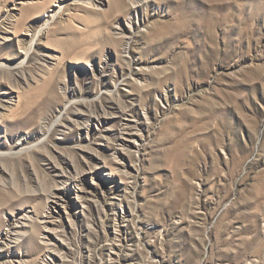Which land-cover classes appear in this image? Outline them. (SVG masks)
I'll return each instance as SVG.
<instances>
[{
  "label": "rangeland",
  "instance_id": "rangeland-1",
  "mask_svg": "<svg viewBox=\"0 0 264 264\" xmlns=\"http://www.w3.org/2000/svg\"><path fill=\"white\" fill-rule=\"evenodd\" d=\"M90 1L0 0V264H264V0Z\"/></svg>",
  "mask_w": 264,
  "mask_h": 264
},
{
  "label": "bare ground",
  "instance_id": "bare-ground-1",
  "mask_svg": "<svg viewBox=\"0 0 264 264\" xmlns=\"http://www.w3.org/2000/svg\"><path fill=\"white\" fill-rule=\"evenodd\" d=\"M112 1V0H111ZM90 6H92V7H94V8H96V7H98V5H97V3L96 2H94V1H90L89 3H88ZM135 4V3H134ZM137 4V3H136ZM121 111H122V113H125L126 112V110L125 109H120ZM120 111V112H121ZM124 115V114H123ZM127 116V115H126ZM126 125H128V124H126ZM125 126V125H124ZM126 127V126H125ZM123 128V130H122V132H121V134L119 135V137H118V142H119V146H121V149L120 150H117L116 151V153L117 154H119L120 153V151L122 150V149H124L123 148V146H122V143H123V141H125V136H126V134H127V128ZM122 152V151H121ZM115 158H117V157H115ZM76 172V175H78L79 173H78V171L76 170L75 171ZM76 179V176H74V177H72V178H69L67 181L69 182V181H74ZM51 195L52 196H54L55 195V193H52L51 192ZM29 218V217H28ZM18 224V223H17ZM11 226V225H10ZM13 233V232H12ZM12 233H11V230L9 231V232H7L6 233V235L4 236V237H2L1 239H2V241H4V240H6V239H10V240H12V241H15V242H17V241H19L20 239L19 238H21V236L23 235V234H16V238H14L13 239V237H12ZM11 244V243H10ZM8 245V244H7ZM9 246V245H8Z\"/></svg>",
  "mask_w": 264,
  "mask_h": 264
}]
</instances>
